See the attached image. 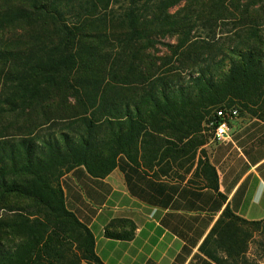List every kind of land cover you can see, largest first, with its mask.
<instances>
[{"label": "trees", "instance_id": "16d2710c", "mask_svg": "<svg viewBox=\"0 0 264 264\" xmlns=\"http://www.w3.org/2000/svg\"><path fill=\"white\" fill-rule=\"evenodd\" d=\"M229 106L264 121V0H0V264H103L65 206L76 166L180 178L195 163L217 191L204 147ZM261 223L227 206L200 250L257 264Z\"/></svg>", "mask_w": 264, "mask_h": 264}, {"label": "crops", "instance_id": "0c3cea01", "mask_svg": "<svg viewBox=\"0 0 264 264\" xmlns=\"http://www.w3.org/2000/svg\"><path fill=\"white\" fill-rule=\"evenodd\" d=\"M228 125L229 137L208 155L217 191L152 176L125 159L104 177L80 165L60 178L65 206L93 233L103 264H218L200 245L225 207L247 221L264 219V121L234 117ZM206 248L226 261L222 248Z\"/></svg>", "mask_w": 264, "mask_h": 264}, {"label": "rangeland", "instance_id": "374dc122", "mask_svg": "<svg viewBox=\"0 0 264 264\" xmlns=\"http://www.w3.org/2000/svg\"><path fill=\"white\" fill-rule=\"evenodd\" d=\"M166 41H174V39L169 38V39H166ZM158 48L160 51L156 54H162L163 51L165 50L164 47L161 45H159ZM229 107H233V106H229ZM234 107H236V106H234ZM237 117H251V116L248 115L247 113H244V114L238 113ZM212 144H210V146L208 144H206V146L204 147L205 151H206L207 159H208V155H209L210 149H211L210 147L212 146ZM184 169H185V167L183 169L178 170L179 172H178V174H176V175L181 174L180 178H176L175 174H173V173H171V175L169 177H174V178L179 179V180H186V182L191 183V184H196V185L204 184V180L200 179L201 177L195 176V170H196L195 163L187 173L186 172L184 173V171H183ZM259 227L263 228L264 223L259 224ZM261 239H262V237L258 234V232H254L248 241L249 243H247L248 244V250H247L248 251L247 252L248 260L251 262H255L257 264H264V256L261 255L260 247L258 246V244H256Z\"/></svg>", "mask_w": 264, "mask_h": 264}, {"label": "built area", "instance_id": "2783aa9c", "mask_svg": "<svg viewBox=\"0 0 264 264\" xmlns=\"http://www.w3.org/2000/svg\"><path fill=\"white\" fill-rule=\"evenodd\" d=\"M216 116L219 117V121L216 126L213 128V139L215 141L225 140L229 137L230 126L229 121L237 117L238 109L236 107H222L218 108L216 111ZM212 123V122H211ZM211 123H209L211 125Z\"/></svg>", "mask_w": 264, "mask_h": 264}]
</instances>
